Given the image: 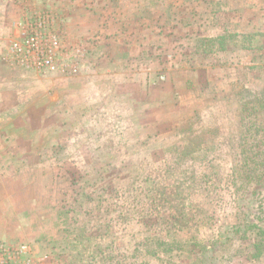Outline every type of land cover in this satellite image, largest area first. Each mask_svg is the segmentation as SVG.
Here are the masks:
<instances>
[{
	"label": "rangeland",
	"instance_id": "1",
	"mask_svg": "<svg viewBox=\"0 0 264 264\" xmlns=\"http://www.w3.org/2000/svg\"><path fill=\"white\" fill-rule=\"evenodd\" d=\"M3 4L11 264H264V0ZM43 29L51 72L11 58Z\"/></svg>",
	"mask_w": 264,
	"mask_h": 264
},
{
	"label": "built area",
	"instance_id": "2",
	"mask_svg": "<svg viewBox=\"0 0 264 264\" xmlns=\"http://www.w3.org/2000/svg\"><path fill=\"white\" fill-rule=\"evenodd\" d=\"M48 16L41 19V23L50 22ZM48 30V29H46ZM33 30L27 32L20 41H14L11 45V58L20 63L29 65L32 60L36 69L51 72L56 68L58 52L61 49L58 37L53 33H43ZM76 71V68H73ZM13 252L0 244V264H11ZM9 261V262H8Z\"/></svg>",
	"mask_w": 264,
	"mask_h": 264
},
{
	"label": "crops",
	"instance_id": "3",
	"mask_svg": "<svg viewBox=\"0 0 264 264\" xmlns=\"http://www.w3.org/2000/svg\"><path fill=\"white\" fill-rule=\"evenodd\" d=\"M4 1V0H3ZM3 1L2 0H0V5H1V8H2V6H4V4H3ZM79 6L80 5V3L79 2H76V6ZM5 19V18H4ZM15 22V21H14ZM5 29H6V26H4V25H1L0 26V36H1V38H2V34H3V32L5 31ZM0 38V53H1V48L4 46V44H3V40ZM8 42H5V45L7 44ZM10 176H13V174L11 173L10 174ZM2 180V178H1V176H0V181Z\"/></svg>",
	"mask_w": 264,
	"mask_h": 264
}]
</instances>
